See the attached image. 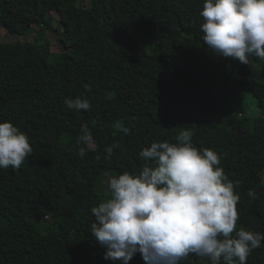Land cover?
I'll return each mask as SVG.
<instances>
[{
  "label": "trees",
  "instance_id": "1",
  "mask_svg": "<svg viewBox=\"0 0 264 264\" xmlns=\"http://www.w3.org/2000/svg\"><path fill=\"white\" fill-rule=\"evenodd\" d=\"M84 1L0 0V27L19 36L0 40V122H12L33 149L19 170L0 169V231L14 234L0 233V264H113L91 234V209L109 198L102 178L139 174L140 151L177 143L187 129L234 183L237 230L264 234V60L244 65L205 45V0ZM166 25L169 43L159 33ZM251 96L258 114L242 104ZM77 97L91 108L69 109L65 101ZM84 124L95 147L81 158ZM129 264L146 262L137 253ZM180 264L210 261L190 254ZM247 264H264V241Z\"/></svg>",
  "mask_w": 264,
  "mask_h": 264
},
{
  "label": "clouds",
  "instance_id": "2",
  "mask_svg": "<svg viewBox=\"0 0 264 264\" xmlns=\"http://www.w3.org/2000/svg\"><path fill=\"white\" fill-rule=\"evenodd\" d=\"M200 15L203 41L215 55L244 65L253 57L264 60V0H205ZM65 103L76 111L91 108L81 97ZM193 135L181 130L177 143L153 142L139 152L147 162L139 174L108 178L110 198L91 209V234L106 248L105 260L129 264L140 253L146 264H180L195 254L210 264H247L261 246L264 234L237 230L240 197L234 183L213 150L193 146ZM77 145L86 146L79 148L81 158L95 147L87 124ZM118 147H106L107 158ZM32 152L25 133L0 122V169L19 170Z\"/></svg>",
  "mask_w": 264,
  "mask_h": 264
},
{
  "label": "rangeland",
  "instance_id": "3",
  "mask_svg": "<svg viewBox=\"0 0 264 264\" xmlns=\"http://www.w3.org/2000/svg\"><path fill=\"white\" fill-rule=\"evenodd\" d=\"M89 1L90 0H85L84 4L87 5L89 3ZM52 14L54 16V25L56 27H58L59 26V22H58L59 16H58L57 12H55V11H53ZM144 15H148V13H143L142 16H140V18H138V21H141V19L143 18ZM159 33L164 35L165 38L167 39V43H169V40H168V38H169V25H166L163 29H160ZM18 38H19V36H15V35L8 33V30L6 28L0 27V40L11 41V40H16ZM23 38L29 39L30 36L27 35ZM49 39L51 41L50 50L52 52L60 51L61 47H60L59 38H58L57 33H52V32L49 33ZM251 67L256 69L257 71H260V69L256 68L253 65V63H251ZM242 104L244 106H246L248 112H252L254 114H258L260 112V111L258 112V108H255L256 105H254V98L252 96L250 98H248L246 101H244ZM110 176H117V175L113 171H109L108 173H106L104 175V177L102 178V181H101V183H102L101 188L103 187L104 192L106 193V195H108L109 198H110V192L108 190L106 182ZM97 188H99L98 185H97ZM100 192L103 193L101 190H100ZM0 233L2 236L6 237V238H14V234H13L12 230H10L8 228L2 227Z\"/></svg>",
  "mask_w": 264,
  "mask_h": 264
}]
</instances>
